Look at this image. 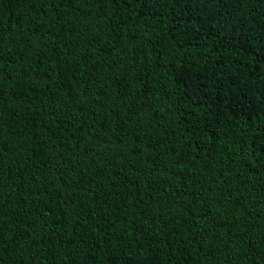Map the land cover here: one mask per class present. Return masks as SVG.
Instances as JSON below:
<instances>
[{
    "label": "trees",
    "instance_id": "16d2710c",
    "mask_svg": "<svg viewBox=\"0 0 264 264\" xmlns=\"http://www.w3.org/2000/svg\"><path fill=\"white\" fill-rule=\"evenodd\" d=\"M0 264H264V0H0Z\"/></svg>",
    "mask_w": 264,
    "mask_h": 264
}]
</instances>
